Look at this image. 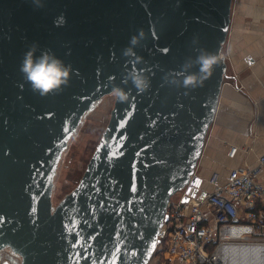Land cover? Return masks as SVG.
I'll return each mask as SVG.
<instances>
[{
  "label": "water",
  "instance_id": "95a60500",
  "mask_svg": "<svg viewBox=\"0 0 264 264\" xmlns=\"http://www.w3.org/2000/svg\"><path fill=\"white\" fill-rule=\"evenodd\" d=\"M41 2L0 0V254L21 264H150L215 120L233 0ZM33 44L71 65L61 92L42 97L25 81ZM201 51L219 62L202 87L185 88ZM132 73L150 81L146 92ZM116 87L128 102L115 98L79 183L54 204L71 139Z\"/></svg>",
  "mask_w": 264,
  "mask_h": 264
},
{
  "label": "built area",
  "instance_id": "2783aa9c",
  "mask_svg": "<svg viewBox=\"0 0 264 264\" xmlns=\"http://www.w3.org/2000/svg\"><path fill=\"white\" fill-rule=\"evenodd\" d=\"M237 151L231 148L229 156ZM262 166L264 154L259 168H234L224 181L213 173L209 191L193 174L167 206L153 260L157 264H226L230 249L264 244V184L257 179Z\"/></svg>",
  "mask_w": 264,
  "mask_h": 264
},
{
  "label": "crops",
  "instance_id": "0c3cea01",
  "mask_svg": "<svg viewBox=\"0 0 264 264\" xmlns=\"http://www.w3.org/2000/svg\"><path fill=\"white\" fill-rule=\"evenodd\" d=\"M223 54L227 78L196 170L208 191L213 173L224 181L234 168H259L264 154V0H233ZM257 179L264 184V166Z\"/></svg>",
  "mask_w": 264,
  "mask_h": 264
},
{
  "label": "clouds",
  "instance_id": "9594fccd",
  "mask_svg": "<svg viewBox=\"0 0 264 264\" xmlns=\"http://www.w3.org/2000/svg\"><path fill=\"white\" fill-rule=\"evenodd\" d=\"M32 2L35 7H44L41 0H32ZM38 50L39 46L33 44L22 60L20 71L25 81L31 86L34 93H38L42 97H47L52 92H61L70 85V74L73 71L71 65H66L50 51L37 56ZM219 59L214 53L201 51L196 57L199 73L185 77L183 86L193 89L202 87L204 81L212 75L213 68L218 64ZM128 79L140 93H144L150 88V81L145 75L132 73ZM176 83L173 81V84ZM112 94L120 103H126L129 100V93L119 87L114 88ZM247 247L249 251L246 255L229 259L226 264H264V244L249 243Z\"/></svg>",
  "mask_w": 264,
  "mask_h": 264
},
{
  "label": "rangeland",
  "instance_id": "374dc122",
  "mask_svg": "<svg viewBox=\"0 0 264 264\" xmlns=\"http://www.w3.org/2000/svg\"><path fill=\"white\" fill-rule=\"evenodd\" d=\"M113 94L106 96L83 120L65 151L55 179L54 204L60 202L79 183L93 152L105 130L114 105ZM0 264H21V259L9 250L3 251ZM2 259V260H1ZM150 264H157L151 260Z\"/></svg>",
  "mask_w": 264,
  "mask_h": 264
},
{
  "label": "bare ground",
  "instance_id": "6f19581e",
  "mask_svg": "<svg viewBox=\"0 0 264 264\" xmlns=\"http://www.w3.org/2000/svg\"><path fill=\"white\" fill-rule=\"evenodd\" d=\"M248 249L244 247H234L227 251L228 256L231 257V259H236L239 256L246 255L248 253Z\"/></svg>",
  "mask_w": 264,
  "mask_h": 264
}]
</instances>
